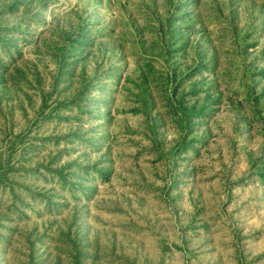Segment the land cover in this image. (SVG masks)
I'll return each mask as SVG.
<instances>
[{
  "label": "rangeland",
  "instance_id": "1",
  "mask_svg": "<svg viewBox=\"0 0 264 264\" xmlns=\"http://www.w3.org/2000/svg\"><path fill=\"white\" fill-rule=\"evenodd\" d=\"M0 264H264V0H0Z\"/></svg>",
  "mask_w": 264,
  "mask_h": 264
}]
</instances>
